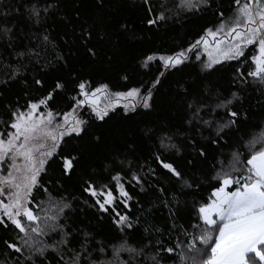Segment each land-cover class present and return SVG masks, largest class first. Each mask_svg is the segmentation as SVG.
I'll return each mask as SVG.
<instances>
[{"label":"snow or ice","instance_id":"6c2138e0","mask_svg":"<svg viewBox=\"0 0 264 264\" xmlns=\"http://www.w3.org/2000/svg\"><path fill=\"white\" fill-rule=\"evenodd\" d=\"M63 2L0 0V88L19 81L25 97L23 103H5L7 119L0 116V264H164L173 256L179 264H264V125L240 135L247 114L236 110L240 91L252 83L264 85V0H230L227 14L223 0H173L171 6L168 0H139L149 28L181 15L211 14L216 22L186 48L144 55L138 61L141 79L121 75L122 90L107 82L93 86L69 66L61 41L95 61L106 55L97 44L107 34L98 32L78 5L72 16ZM95 3L97 9L107 7L106 0ZM53 17L67 26L62 35L50 30ZM116 31L137 39L127 21ZM193 59L201 83L178 78L171 85L179 126L172 127L170 117L145 119L157 111L166 75ZM230 62L234 90L225 94L209 78ZM28 66L35 71L31 86L21 73ZM29 88L40 95H31ZM58 98L67 100L66 110L53 107ZM114 116L131 122L135 131L128 134L130 142L108 152L103 171L111 175L97 184L101 173L85 166L91 159L88 146L101 143L99 130ZM233 136L239 138L230 144ZM137 137L152 145L143 163ZM209 146L229 151H220L207 175L198 174ZM74 176L82 196L65 188L64 181ZM202 183L211 185V192L203 202L193 201L191 231L183 225L177 230L175 210L188 203L177 193L186 196ZM127 186L149 197L147 208ZM133 203L140 215L131 212ZM77 205L80 211L93 210L96 223L75 224ZM160 209L183 242L177 238L168 246L157 238L164 233L149 217Z\"/></svg>","mask_w":264,"mask_h":264},{"label":"trees","instance_id":"16d2710c","mask_svg":"<svg viewBox=\"0 0 264 264\" xmlns=\"http://www.w3.org/2000/svg\"><path fill=\"white\" fill-rule=\"evenodd\" d=\"M156 3H160L161 0H155ZM220 2V0H218ZM107 7L104 9H97L95 0H64L62 7L70 15L75 16L73 12V5L79 6V11L82 15L88 17V21L92 24L98 32L102 34L106 33L107 38L97 44L98 47L103 49L106 55L102 54L100 58L95 61H91L86 58L83 50H77L74 45L69 44L67 47L64 46L61 41L62 54L67 57V63L70 67H74L80 75L90 78L95 82H107L110 84L112 90H122L124 82L119 79L123 74H128L131 81L141 79L140 72L138 71V61L146 54L150 52L170 53L177 51L181 48H186L190 43L195 41L201 34L203 29L214 24L216 21L211 14L208 15H196L188 16L185 18L181 15L179 18H173L169 20L167 24L159 26L158 28H149L144 22V14L141 11L139 0H137L134 6L132 0H106ZM169 6L173 3V0H168ZM230 0H223V10L227 14L230 12L229 8ZM127 21L132 25L133 32L137 36L136 40L126 39L124 34L116 31V26L120 22ZM50 30L55 33L63 34L64 31L68 30L67 26L62 24L58 17H53L48 21ZM21 28H25L24 24L19 25ZM27 31V29L25 28ZM65 39H68L66 36ZM23 43V40H22ZM75 53V55H73ZM254 54L250 52L249 55ZM108 57H111V63H108ZM51 58V57H49ZM231 65V66H230ZM234 62L225 64L220 71L214 73L209 78L211 84L218 85L220 91L225 94L230 93L234 90L231 84V74L234 67ZM61 67H63L61 65ZM219 67V66H218ZM152 71H156V65H153ZM23 76H26V83L31 86L32 78L35 75V71L31 66L21 69ZM199 65L193 59L189 66H182V71L175 74H167L163 80V86L160 88V92L157 95V111L150 117H145L148 120L163 119L170 117L168 123L172 127H178L181 120L179 109L177 105L173 104L172 101V88L171 85L178 78H184L186 80L195 79L197 83H201L199 74ZM59 74V73H58ZM0 78H4L0 76ZM145 79L147 77H144ZM29 92L33 96H39L38 92ZM240 99L236 102V110L247 114L246 123L241 125L240 135L244 133H250L259 131V128H254V125H264V85L258 83H252L250 87H247L239 92ZM0 116L7 119V116L3 112V105L8 102L15 103L17 99L21 103L24 102V87L18 81L7 90L0 88ZM67 104L66 99L58 98L57 103L53 105L54 108L60 110H66L65 105ZM222 115V113H221ZM207 118V117H205ZM102 133L101 143L98 145H89L88 151L91 156L90 160L85 161L86 168H95L101 174L96 178V183H107L111 173H104V165L108 163L105 159L108 152L114 147H120L128 140V134L135 131V126L131 122H126L113 117L107 124L102 125L100 128ZM207 135V133H205ZM239 137L233 136L228 142L231 144L235 142ZM138 140V154L142 156L140 163H143L147 159L145 153L149 148L152 147L149 143L140 142ZM83 143V142H82ZM123 150V149H121ZM228 152L229 149L223 148L214 149L209 146L208 160L202 162L200 171L198 174L203 173L207 175L210 171L211 165L214 159L219 155L220 151ZM184 153H181L183 156ZM183 166V161L178 160ZM151 163V161H149ZM154 166V165H153ZM204 177L202 176V179ZM65 188L67 191L74 192L77 196H82L79 191V179L73 177L71 180H65ZM129 192L132 194L134 200H139L146 208L148 207L149 197L140 193L138 188L127 186ZM171 191V189H169ZM211 192V185L202 183L198 190H191L187 192V195L177 193V199L181 202L187 201V206L183 203L175 211L177 215L174 217V222L177 226V230L183 225L189 231H191V224L194 220L190 219L193 211V201L197 204L207 199ZM131 212L135 215H140L139 210L135 203L132 204ZM95 213L91 209L85 208L83 211L79 210L77 205V214L72 217L75 224L82 225V222L86 223L91 221L93 224L96 223L93 218ZM168 213L163 209L154 211L149 217V223L160 228L164 233L163 236H158L163 243L168 246H174L177 242V238L183 242L184 236L179 231H171V223L168 219ZM110 225L109 220L105 217L102 230L104 233L109 231ZM99 230V229H98ZM98 238H106L104 236ZM164 264H179L178 256H173L171 259L165 260Z\"/></svg>","mask_w":264,"mask_h":264},{"label":"rangeland","instance_id":"374dc122","mask_svg":"<svg viewBox=\"0 0 264 264\" xmlns=\"http://www.w3.org/2000/svg\"><path fill=\"white\" fill-rule=\"evenodd\" d=\"M209 39H211V38H209ZM201 55H202V57L203 58H205L206 59V55L203 53V51L201 50Z\"/></svg>","mask_w":264,"mask_h":264}]
</instances>
